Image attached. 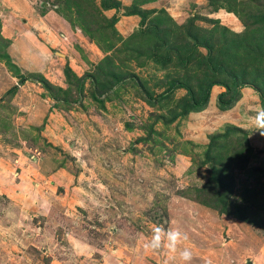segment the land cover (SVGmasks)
<instances>
[{"label":"rangeland","instance_id":"rangeland-1","mask_svg":"<svg viewBox=\"0 0 264 264\" xmlns=\"http://www.w3.org/2000/svg\"><path fill=\"white\" fill-rule=\"evenodd\" d=\"M32 1L40 14H58L48 16L55 38L62 23L72 31L62 36L69 48H50L48 66L32 76L49 90L20 85L10 57L0 60V264H264V136L249 120L264 107L258 93L243 86L250 97L243 93L248 100L227 113L216 104L220 85L203 109L184 115L171 111L183 88L146 101L172 79L197 92L206 67L195 60L205 53L200 38L215 52L230 39L242 57L263 56L249 16L264 12V0H235L238 13L217 10L215 0L142 4L148 11L124 36L113 23L132 0L110 8L102 0ZM229 125L243 133L211 146L224 153L214 167L232 186L229 212L220 213L195 201L193 189L211 171L212 160L203 161L209 137ZM156 227L187 239L175 251L147 248ZM185 248L190 262L181 259Z\"/></svg>","mask_w":264,"mask_h":264},{"label":"trees","instance_id":"trees-1","mask_svg":"<svg viewBox=\"0 0 264 264\" xmlns=\"http://www.w3.org/2000/svg\"><path fill=\"white\" fill-rule=\"evenodd\" d=\"M102 1L103 7L110 8L111 6H120V2L118 0ZM145 1L146 0H134V2L132 3V8L126 12V15L136 14L140 16V14L148 11L139 7V5L144 3ZM210 2L213 3L212 0H210ZM215 3V7L219 8H221L220 6L224 5L226 8V12H239L238 7L234 5L235 0H215ZM134 5L138 6V8H135ZM249 18H251L253 22L258 23L257 26H255L256 28H254V30L249 31H256V34H253V36L251 37L255 38V41H257L258 49L263 46L261 48L263 56H257L255 53H252V55L250 53L248 56V52L250 49L241 45L240 48H242L244 54L249 57V60L246 57H242V55L238 53L237 44L239 43L231 45L232 40L230 39H228L227 44H222V46H220L215 52L210 44L201 42L202 38H200L199 40H197L195 45L197 47L204 48L205 53L200 54L199 52H197L195 60L196 64L202 65V63H204L206 67L202 71L203 75L200 78L201 81H199L197 92L195 93L190 85L185 83L184 81L172 79L169 81L168 86L161 94H158L154 98L148 96L146 98L147 103L152 104V100H156L155 102H157L169 96L176 88H183L186 91V95L179 99L176 107L171 111L174 112L180 109V115H184L190 110H201L205 107L212 85H220L224 89L216 96V104L219 109L230 108L239 99V89L243 86L251 87L252 89H254L258 93L260 100L264 103V67H261L263 68L260 69L262 70L261 72H257L258 63L261 60H264V30L261 26H259V22L260 24L264 22V12L252 14L249 16ZM243 35L244 36L239 35V42L245 41L247 39L246 34L243 33ZM3 45L4 42L1 41L0 46ZM251 52L254 51L251 49ZM0 55H2L1 59L7 60L8 57L5 53ZM189 57L193 58L194 56L193 54L191 56L190 53L188 58ZM240 58H245V60L242 59L238 61V59ZM229 61L232 65H230ZM209 74H211L210 79L209 77H207ZM27 75H18V83H23L25 80L37 81L42 85L44 89L49 90V85L46 80H44L43 78H39V80L34 79L32 78L34 74ZM13 90H15V86L7 89L5 92L12 93ZM177 114L178 113H175L174 115ZM229 132L234 135L240 132L243 133L240 128L229 125L226 126L225 131H223L222 133H215L209 137V142L206 145L205 149L206 160L203 161H208L209 158L212 160L211 161L209 159L211 161V164L209 165L211 171L206 182L202 186L193 189L195 194H197V196L194 198L195 201L220 213L229 212V208L227 207V205L229 204L228 198L231 194L232 186L230 177L225 172L219 171V169L214 167V163L217 162L219 164L220 162H222V160L224 159V153L222 152V158L219 157L216 151L213 152V150H211V146L219 147V145L216 144L217 141L221 136L224 137ZM231 159L232 157L229 156L226 158V160L228 161H230ZM226 167H228V165Z\"/></svg>","mask_w":264,"mask_h":264},{"label":"crops","instance_id":"crops-1","mask_svg":"<svg viewBox=\"0 0 264 264\" xmlns=\"http://www.w3.org/2000/svg\"><path fill=\"white\" fill-rule=\"evenodd\" d=\"M157 1L158 0H146L142 4L150 5L152 8L151 4L157 3ZM142 4L140 5L142 6ZM49 10L48 8L47 11L40 14V12L34 8V2L32 0L0 1V41L4 42V45L0 46V54L5 53L8 58L10 57L11 62L16 65V73L19 75H35L44 72V69H46L49 63L47 57L50 48H55L59 52H64L69 48V44L65 39H67V35H69L68 32L72 31L71 26H69L70 24L67 23V26L63 25V23L60 24L58 29H60L61 37L58 36L59 38H55L50 33V30H55L54 27L56 28V25L48 19L53 9L51 12H49ZM217 10H221V8ZM223 12L226 11L223 10ZM52 14H56V12ZM137 18L138 15L136 14L126 15L122 13L117 16L113 26L118 34L124 36L135 29L138 22ZM51 35L53 36V40ZM62 36L65 39H63ZM80 38L82 40L84 39L81 35ZM1 56L2 55H0V60L2 61L3 59H1ZM0 65L3 66L1 62ZM5 73L8 75L7 72ZM8 78L7 81L9 83L11 81L15 83L16 78L13 75ZM24 82L29 85V83H33L34 81L25 80ZM24 82L20 83V85H24ZM241 89L243 90L241 91L242 97L240 96L237 102L243 101V93L250 97L248 88L242 87ZM220 90L221 88L213 85L210 89L208 102L213 100L216 93ZM228 110L230 111L232 108L225 109L224 112L227 113Z\"/></svg>","mask_w":264,"mask_h":264},{"label":"clouds","instance_id":"clouds-1","mask_svg":"<svg viewBox=\"0 0 264 264\" xmlns=\"http://www.w3.org/2000/svg\"><path fill=\"white\" fill-rule=\"evenodd\" d=\"M249 120L255 129L264 136V107L258 108L255 116L250 117ZM186 239L187 235L179 229H169L166 231L162 227H156L153 229L152 239L145 246L147 248L158 249L163 245L169 250L175 251L177 245ZM180 256L182 260L190 262L192 259V252L188 248H185L180 253Z\"/></svg>","mask_w":264,"mask_h":264}]
</instances>
